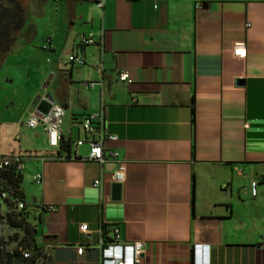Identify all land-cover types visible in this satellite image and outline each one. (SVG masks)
Returning a JSON list of instances; mask_svg holds the SVG:
<instances>
[{"label": "crops", "instance_id": "crops-1", "mask_svg": "<svg viewBox=\"0 0 264 264\" xmlns=\"http://www.w3.org/2000/svg\"><path fill=\"white\" fill-rule=\"evenodd\" d=\"M21 2L12 51H23L27 95L5 108L22 106L24 118L8 139L0 125V155L22 157L23 195V179L33 182L25 217L49 264H100L101 223L143 242L140 264H264V0ZM47 91L64 107L57 147L25 123ZM99 111L117 136L105 154L124 160L119 199L114 159H82L86 141L70 157L87 137L82 116Z\"/></svg>", "mask_w": 264, "mask_h": 264}, {"label": "built area", "instance_id": "built-area-1", "mask_svg": "<svg viewBox=\"0 0 264 264\" xmlns=\"http://www.w3.org/2000/svg\"><path fill=\"white\" fill-rule=\"evenodd\" d=\"M98 7H102L104 0H93ZM195 7L199 8L202 5V0H195ZM80 41L83 44L94 42L93 33L81 34ZM244 42L239 41L233 45V53L238 56L244 55L243 51ZM70 62L76 64H83L85 62L84 57L79 54H71L68 57ZM118 79L124 82H129L130 74L128 70L122 69L118 72ZM87 87H92L94 82H83ZM64 116V107L59 103L52 101L47 112L36 114L34 111L29 113L26 118V125L28 127H41L48 136V141L51 146H60L62 139V123ZM81 127L86 132V138H77L73 144V154L71 158L80 157L77 152V148L82 142L86 141L89 145V152L87 156L81 157L86 160H94L97 162H103L106 158H112L117 163V167L113 172V179L117 182H121L124 178V160L119 156L118 151L115 149H109L105 154L106 142L108 140L116 139L115 134L109 133L104 125L103 114L99 112H89L82 116ZM60 159L70 158L67 155L60 154L57 156ZM13 165L16 171H20L22 168V157L20 155L1 156L0 155V168ZM42 179L41 173H36L33 176L35 182H39ZM255 181H252L251 194H255ZM13 201V209L20 211L26 207L27 202L23 199L19 193H16L9 185L0 182V202ZM41 208L51 209L52 204H40ZM102 224V223H101ZM81 229H87V224L82 223ZM111 235L104 236L103 228L100 225V239L98 247L100 249V264H140L143 258V242L141 240L125 241L120 238L118 227L109 223L105 227ZM107 234V233H106ZM22 256L27 257L29 251L22 249ZM82 247H77V252L81 253ZM12 252V251H11ZM5 264V263H0ZM24 264V263H19Z\"/></svg>", "mask_w": 264, "mask_h": 264}, {"label": "trees", "instance_id": "trees-1", "mask_svg": "<svg viewBox=\"0 0 264 264\" xmlns=\"http://www.w3.org/2000/svg\"><path fill=\"white\" fill-rule=\"evenodd\" d=\"M23 5L21 0H0V54L2 57L13 50V43L16 34L23 23ZM20 172L16 171L13 165L0 168V182L9 185L16 193L25 199L19 188ZM26 201V200H25ZM20 211L13 209V201H7L8 211L0 214V220H5L12 226L18 227L22 233L14 232L7 235H0V263L5 264H49V257L43 246L35 241V228L26 220L25 213L28 207ZM103 235L106 234V224L102 223ZM29 251L27 257L22 256L21 249ZM12 251V252H11Z\"/></svg>", "mask_w": 264, "mask_h": 264}, {"label": "rangeland", "instance_id": "rangeland-1", "mask_svg": "<svg viewBox=\"0 0 264 264\" xmlns=\"http://www.w3.org/2000/svg\"><path fill=\"white\" fill-rule=\"evenodd\" d=\"M23 51L20 49V52H17L14 49V52H9L6 54V57H4V60L2 59V54H0V125L3 124L1 127L5 128L7 130V134H5V139H8L12 136V133L16 127L18 128L21 126V122L24 118L23 109L22 106L19 107L17 111L13 112L11 109L5 108L6 105L9 102V98H16L17 102H21V99L26 97L27 93L24 94V91H27L23 85V81L25 80L24 76V66H26L25 63H23ZM14 76L13 81H7L5 80V77ZM23 85V86H22ZM18 91V93H16ZM21 91V93H20ZM16 93V96H15ZM5 126V127H4ZM0 127V129H1ZM33 186V182L30 180V178L27 176L23 179L21 182V187L24 189V195L25 200L27 203H30L29 199L32 195L31 193V187ZM29 200V201H28ZM30 204H28L29 207ZM8 211V206L5 202H0V214H5ZM14 232L22 233L18 227L12 226L9 223H7L4 219L0 220V235H7Z\"/></svg>", "mask_w": 264, "mask_h": 264}, {"label": "water", "instance_id": "water-1", "mask_svg": "<svg viewBox=\"0 0 264 264\" xmlns=\"http://www.w3.org/2000/svg\"><path fill=\"white\" fill-rule=\"evenodd\" d=\"M238 82H242V79H237ZM54 101L51 93L49 91L44 94L38 95L33 100V110L34 113H45L50 107V102ZM121 193V183L113 182L112 183V199H119Z\"/></svg>", "mask_w": 264, "mask_h": 264}]
</instances>
